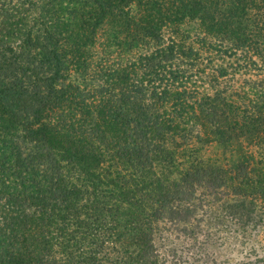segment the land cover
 <instances>
[{"label": "trees", "instance_id": "16d2710c", "mask_svg": "<svg viewBox=\"0 0 264 264\" xmlns=\"http://www.w3.org/2000/svg\"><path fill=\"white\" fill-rule=\"evenodd\" d=\"M36 2L0 0V142L4 145L0 153L11 141L14 146L6 151L16 168L30 170L41 155L38 162L46 164L17 207V197H0L6 209L0 218V264H158L150 222L162 216L168 200L187 201L193 195L192 183L209 175L216 181L225 178L232 158L218 159L217 164L215 159L211 165L202 149L210 134L228 139L242 125L238 116L244 117L246 108H251L244 101L229 103L226 114L224 100L218 114L211 102L220 103L219 96H198L191 89L194 93L187 97V87L158 86L171 80V73L154 60L171 61L176 45L147 53L145 39L162 40L155 34L157 28L168 22L177 28L185 20H195L214 38H233L237 48L248 46L246 39L223 36L226 19L207 7L209 0H92L89 9L77 11L81 23L66 36L50 28L41 33L40 24L61 2L40 0L35 28L28 26L17 35L22 18L37 8ZM132 4L137 6L135 12L130 11ZM131 20L136 27L144 22L138 51L136 43L114 36ZM104 24L114 30L116 44L123 46L115 54L94 48L96 31ZM16 36L21 42L14 46L11 39ZM103 40L104 46L110 42L106 36ZM183 48L179 53L193 51ZM74 66L80 79H95V90L80 93L75 81L66 83ZM184 106L201 108L209 115L210 127L203 121L199 124L198 115H186ZM193 119L200 125L195 134L188 125ZM6 137L13 140L4 141ZM101 137L111 140L104 143ZM189 138L200 145L186 148ZM19 140L32 143L24 157ZM119 141L126 143L121 146ZM246 158L234 164V180L251 174ZM120 161L122 167L117 168ZM5 162L0 155L1 172L11 166L4 169ZM131 163L133 169L126 170ZM170 177L182 184L172 181L169 189ZM3 179L1 188L10 187ZM19 183L26 184L23 177ZM236 186V192L248 196L246 189Z\"/></svg>", "mask_w": 264, "mask_h": 264}, {"label": "rangeland", "instance_id": "374dc122", "mask_svg": "<svg viewBox=\"0 0 264 264\" xmlns=\"http://www.w3.org/2000/svg\"><path fill=\"white\" fill-rule=\"evenodd\" d=\"M36 1H38L35 6L37 8L22 18L19 24L20 29L17 28V35L23 34L28 26H33L41 4L40 0ZM59 1L61 3H55V10L50 14L49 20L45 19V23L40 24L41 33L47 32L50 28L49 30L57 29L66 36L68 31L76 29V26L81 23L82 15L77 11L89 9L90 2L92 3V0ZM130 6L131 12L137 10L136 5ZM174 6L171 7L174 8ZM209 6L214 7L217 13H222L226 19L223 36L246 39L245 44L248 46L237 48L232 44L233 38L231 40L218 38L221 35L216 39L212 33L203 31L201 26L198 28L195 20L181 21L177 28H174L176 27L174 22H168L170 24L157 28V33L155 31L162 40H153L148 37L145 39L148 42H146L147 53L153 52L155 48L162 50L166 45H176L177 54L171 61L154 60L155 63L166 65L171 73V80L168 78L158 82V86L165 89L174 86L177 89L187 87L186 89H189L187 97L190 93H194L190 92L191 89L197 91L198 96L201 94H207L206 96L209 97L219 96L220 103L211 102L218 114L222 113L224 100L227 102L224 107L229 103L244 101V105L251 109L246 108V113L242 114L244 117L238 116L243 118L242 125H239L233 134L230 133L228 139H219L218 135L210 134L208 137L211 140L206 141L204 151L202 149V155L208 158L207 163L210 162L211 165L214 164L212 161L215 159L217 164L218 159L222 161L224 158H232L227 170V173H230L229 176L225 173L228 178L224 176L225 178L221 177L219 181H216L210 177L211 175L206 176L197 184L192 183L193 195L191 194L187 201L168 200L170 202L163 208L162 216L150 222L152 244L159 260L158 264H264V0H209L207 7ZM127 7L122 6L123 10ZM72 8L77 9L71 11ZM172 18L171 15L170 19ZM139 25L136 27L135 20L127 21L126 25H122L120 34L115 33L113 29L109 30L108 24L100 25L95 34L94 48L98 51L103 48L108 54H115L121 50L122 44H116L111 36L115 33L114 36L120 35L119 40L136 43L134 48L138 51L139 43L144 41L140 28L144 22L141 21ZM83 31H86V28ZM197 34H199L198 37ZM97 36L102 38L98 39ZM103 36L108 37L110 41L107 46L102 45ZM20 39L16 36L11 39V42L16 46L21 42ZM183 47H190L193 51L186 52L187 55L179 53L184 51ZM132 54V58L135 59L136 54L133 51ZM145 72L149 73V69ZM178 75L182 78L180 79ZM90 77L86 78L87 81L80 79L74 66L69 70L66 83L75 81L79 85V92L85 93L96 89L94 84L96 81ZM147 77L151 79L152 75ZM87 100L89 102L90 99ZM205 107L206 105L202 109ZM225 109L227 114L228 108L225 107ZM184 111L187 112L186 115H198L197 122L201 124L203 121L210 127L206 120L209 115L201 108L184 106ZM197 122H194V119L193 124L191 120L188 121L193 134L196 131L195 127L197 129L200 127ZM103 129H105V135L108 134V129ZM101 138L104 143L111 140ZM189 139L191 140L187 141L186 148H195L200 145L195 138ZM3 140L13 139L6 137ZM174 141L180 144V141ZM17 143L20 146L21 156L24 157L27 154V147L29 149L32 143L24 145L20 140ZM119 143L122 146L126 142L119 141ZM6 145V149H11L14 143L7 141ZM0 147H4L3 141L0 142ZM6 149L1 150L0 153L1 156L4 154L6 157L4 169L8 165L11 166L7 171H0V197L2 195L17 197L18 200L14 205L17 207L23 195L31 192L30 182L40 178V169L46 164L44 161L38 162L40 157H44L41 155L39 160L32 163L30 170L16 168L13 157L9 156V151ZM222 154H224L223 159ZM244 156H247L246 159L251 162L248 167L251 174L246 178L241 176L238 180L237 178L234 180L233 175H236V172L233 166ZM122 162L117 164V168L122 167ZM65 163L66 161L63 160V164ZM132 169L131 163L126 170ZM22 177L26 184L19 183ZM3 178L7 179L6 184H11L10 187L1 188ZM173 178L170 177L167 180L168 188L171 190L172 181L178 183V186L182 184ZM235 185L237 189H246L248 193H244L248 196L244 198L236 192ZM243 199L245 200L242 201ZM3 204L4 199L0 198V218L3 212H6V209L2 207Z\"/></svg>", "mask_w": 264, "mask_h": 264}]
</instances>
